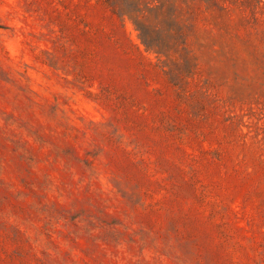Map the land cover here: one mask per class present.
Wrapping results in <instances>:
<instances>
[{"label":"rangeland","instance_id":"rangeland-1","mask_svg":"<svg viewBox=\"0 0 264 264\" xmlns=\"http://www.w3.org/2000/svg\"><path fill=\"white\" fill-rule=\"evenodd\" d=\"M0 264H264V0H0Z\"/></svg>","mask_w":264,"mask_h":264},{"label":"trees","instance_id":"trees-1","mask_svg":"<svg viewBox=\"0 0 264 264\" xmlns=\"http://www.w3.org/2000/svg\"><path fill=\"white\" fill-rule=\"evenodd\" d=\"M141 31V29H139ZM143 38V37H142ZM146 48L148 51H152V50H155L151 45L147 44L146 43Z\"/></svg>","mask_w":264,"mask_h":264}]
</instances>
